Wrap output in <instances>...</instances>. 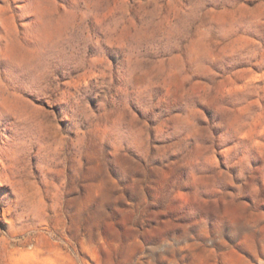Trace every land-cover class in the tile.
Segmentation results:
<instances>
[{
	"label": "clouds",
	"instance_id": "obj_1",
	"mask_svg": "<svg viewBox=\"0 0 264 264\" xmlns=\"http://www.w3.org/2000/svg\"><path fill=\"white\" fill-rule=\"evenodd\" d=\"M0 264H264V0H0Z\"/></svg>",
	"mask_w": 264,
	"mask_h": 264
}]
</instances>
